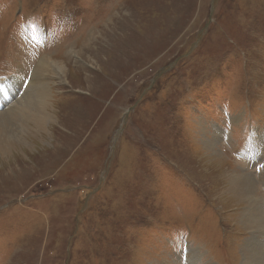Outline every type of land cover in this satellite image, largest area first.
Masks as SVG:
<instances>
[{"label": "rangeland", "instance_id": "obj_1", "mask_svg": "<svg viewBox=\"0 0 264 264\" xmlns=\"http://www.w3.org/2000/svg\"><path fill=\"white\" fill-rule=\"evenodd\" d=\"M41 80L55 131L0 150V264H264L226 192L249 173L264 208V0H0V113Z\"/></svg>", "mask_w": 264, "mask_h": 264}, {"label": "bare ground", "instance_id": "obj_2", "mask_svg": "<svg viewBox=\"0 0 264 264\" xmlns=\"http://www.w3.org/2000/svg\"><path fill=\"white\" fill-rule=\"evenodd\" d=\"M39 68H41V71H44V74H47L48 72L53 75L58 74L64 78V80L66 79L64 74L66 73L65 64L61 60L46 61V63H42ZM44 74L40 73V76L42 77ZM94 83L96 82L94 81ZM44 84L46 83L42 80L38 81L33 87L32 92L25 95L18 104H14L10 108L7 106L8 108L6 111H4V113H0V150L2 152L6 153L8 151H20L22 146L24 147L28 145L26 142H24L23 137L32 134V137H39L36 139V145L42 147V143L44 141L43 136L48 135L50 130L55 131L54 127L56 123V117L53 114L55 110L50 111L51 108H49V104H46L47 93L45 88L46 86ZM37 88H39V91ZM47 123L49 124V129L47 128ZM40 134L42 135L39 136ZM53 136L54 137L49 136L51 137L50 145L52 148H58V142L61 140L55 139V134H53ZM214 141L215 138H213L212 141L206 139L205 143L207 145H211L214 143ZM226 173L224 176H226ZM226 180V192H228L229 197L232 200H237V202L241 203V205L244 204L246 206V210L242 213L241 220L243 224L245 226H250V228L256 234L261 233V229L264 228V208L262 207L263 210L261 208V198L257 193V186L255 185L254 177L249 173H244L237 170L234 171L233 169V172H229ZM257 247L258 245L256 244L253 245V248L251 247V257L253 256L252 259H250L251 262H248V258H251L249 257L250 254L248 249L243 252V264L256 263L258 258ZM253 258L256 259L254 260Z\"/></svg>", "mask_w": 264, "mask_h": 264}]
</instances>
